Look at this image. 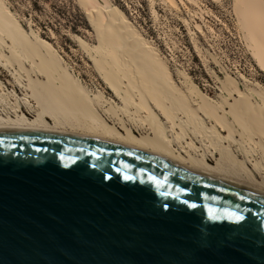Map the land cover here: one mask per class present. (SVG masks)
Returning a JSON list of instances; mask_svg holds the SVG:
<instances>
[{"label":"bare ground","instance_id":"bare-ground-1","mask_svg":"<svg viewBox=\"0 0 264 264\" xmlns=\"http://www.w3.org/2000/svg\"><path fill=\"white\" fill-rule=\"evenodd\" d=\"M204 20L199 0H160ZM221 3L222 0H210ZM244 42L264 73V0H234ZM99 43L78 39L106 90L93 91L0 0V133L95 139L264 197V92L231 79L223 112L167 62L110 0H79ZM199 29V27H198ZM218 64V62H217ZM11 88V90L9 89Z\"/></svg>","mask_w":264,"mask_h":264},{"label":"water","instance_id":"water-1","mask_svg":"<svg viewBox=\"0 0 264 264\" xmlns=\"http://www.w3.org/2000/svg\"><path fill=\"white\" fill-rule=\"evenodd\" d=\"M0 264H264V197L106 141L0 133Z\"/></svg>","mask_w":264,"mask_h":264},{"label":"rangeland","instance_id":"rangeland-1","mask_svg":"<svg viewBox=\"0 0 264 264\" xmlns=\"http://www.w3.org/2000/svg\"><path fill=\"white\" fill-rule=\"evenodd\" d=\"M5 1L22 27L31 36L36 34L50 44L90 89L106 90L78 41L95 51L99 48L95 34L82 26L72 30L71 17L76 14L73 8L84 17L78 0L44 1L36 10L32 9L29 0ZM110 1L113 8L126 14L159 52L176 80L190 79L221 111H227L232 102L224 89L231 79L242 91L257 88L264 92V73L244 42L234 0H222L221 3L199 0L204 20L193 14L198 10L191 6L189 12L181 5L180 11L172 9L160 0ZM25 12L29 17L24 15ZM0 80L6 83L11 79L4 73Z\"/></svg>","mask_w":264,"mask_h":264},{"label":"trees","instance_id":"trees-1","mask_svg":"<svg viewBox=\"0 0 264 264\" xmlns=\"http://www.w3.org/2000/svg\"><path fill=\"white\" fill-rule=\"evenodd\" d=\"M8 1H12V0H8ZM44 1H49V0H29L31 7L34 10H36L38 8V4H40V2H44ZM78 5H79V10H81L79 0H78ZM73 10L76 12V14H75V16L71 17V19H72V21H71L72 30L75 31L77 26H82V28H84V29H88V28L91 29L88 18L84 15V17H85V19H84V17L79 13V11L76 8H73ZM117 11H120V10H117ZM120 12H122V11H120ZM82 14H84V13L82 12ZM24 15L26 17H29L27 12H25ZM91 31H92V29H91Z\"/></svg>","mask_w":264,"mask_h":264},{"label":"snow or ice","instance_id":"snow-or-ice-1","mask_svg":"<svg viewBox=\"0 0 264 264\" xmlns=\"http://www.w3.org/2000/svg\"><path fill=\"white\" fill-rule=\"evenodd\" d=\"M193 207H194V205H193ZM239 219V218H238Z\"/></svg>","mask_w":264,"mask_h":264}]
</instances>
